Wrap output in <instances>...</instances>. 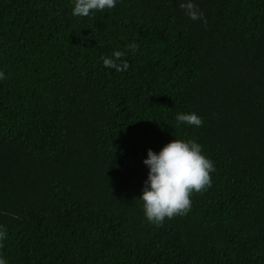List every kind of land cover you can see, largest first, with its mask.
I'll use <instances>...</instances> for the list:
<instances>
[{"label": "trees", "instance_id": "trees-1", "mask_svg": "<svg viewBox=\"0 0 264 264\" xmlns=\"http://www.w3.org/2000/svg\"><path fill=\"white\" fill-rule=\"evenodd\" d=\"M182 2L0 0L7 264H264V0H194L206 25ZM132 42L127 71L104 67ZM175 139L202 146L212 186L157 227L143 161Z\"/></svg>", "mask_w": 264, "mask_h": 264}, {"label": "clouds", "instance_id": "clouds-1", "mask_svg": "<svg viewBox=\"0 0 264 264\" xmlns=\"http://www.w3.org/2000/svg\"><path fill=\"white\" fill-rule=\"evenodd\" d=\"M116 3L117 0H75L72 15L88 17L94 11L112 9ZM179 6L191 20L207 24L204 13L194 0H185ZM138 49L139 45L132 42L124 50H116L111 56H102L101 60L104 67L125 72L130 67L125 60L128 50L134 55ZM0 79H5L3 72H0ZM176 120L180 124L196 127L203 125V118L194 112L178 114ZM143 163L149 168V172L139 200L143 201L146 219L157 227H162L166 218L187 215L192 206V194L203 193L212 186L214 164L202 154V146L194 140L185 142L175 139L166 144L158 154L149 149ZM6 238V229L0 226V241ZM0 264H7L2 256Z\"/></svg>", "mask_w": 264, "mask_h": 264}]
</instances>
